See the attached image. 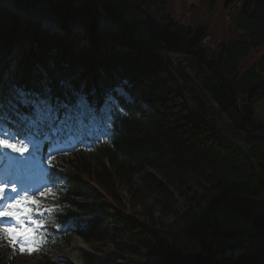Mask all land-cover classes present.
I'll use <instances>...</instances> for the list:
<instances>
[{"label":"trees","instance_id":"obj_1","mask_svg":"<svg viewBox=\"0 0 264 264\" xmlns=\"http://www.w3.org/2000/svg\"><path fill=\"white\" fill-rule=\"evenodd\" d=\"M176 17L172 0H0V128L39 137L60 125L96 136L55 154L50 167L55 222L117 252L85 251V264H264V124L255 121L264 0H197L191 26ZM78 26L89 41L80 52ZM74 96L78 108H61ZM189 102L201 118L190 117ZM216 111L245 135L215 136L204 117ZM173 187L201 204L178 209L188 221L181 231L156 215L161 201L174 212ZM16 258L0 244V264Z\"/></svg>","mask_w":264,"mask_h":264},{"label":"rangeland","instance_id":"obj_2","mask_svg":"<svg viewBox=\"0 0 264 264\" xmlns=\"http://www.w3.org/2000/svg\"><path fill=\"white\" fill-rule=\"evenodd\" d=\"M172 1L175 6L177 21H179V23H181L184 26L190 25L191 24L190 7L191 5L194 4V2H197V0H172ZM224 21L225 23L227 22L226 17ZM43 26L49 29H52L53 31H59L63 33V29L51 21H45ZM72 31L76 35V38H77V41H76L77 44L76 46H74V49L76 52L78 51L80 52L85 46L86 47L88 46L89 41L87 39L86 34L83 33V30L80 26L74 27ZM171 83L174 84L176 82L173 81ZM119 90L121 91V93H124L122 89L119 88ZM128 100H131V98L128 97ZM186 107L188 108V113L192 119L202 117V116H199V114L196 112L195 108L192 106L190 102L186 104ZM204 120L207 121L208 124H210L212 133L215 136H217L220 140L228 139L229 137L230 140L234 141L237 138H241L242 136L245 135V133L243 131L241 132L239 129H234V128L231 129L228 125L226 118H224L219 111L210 113L208 116L204 117ZM255 121L258 124H264V99L256 104ZM65 147H67L68 150H65L62 152H64L65 154H69L71 145L66 143ZM6 154H8V152H6ZM0 162H1V159H0ZM5 169L11 171L12 167H10V161L5 163ZM152 173H155V172L151 170L150 171L147 170L143 175L148 176ZM14 174H15L14 176L19 179L20 185H21V178H26L28 180V184L24 187L39 188L41 185L47 184L48 188L44 189L46 196L40 197L36 195L33 198L40 200L41 203L47 200L49 202H53L50 199L55 197L56 187H54L53 185L50 184V182L45 180V175L41 170H37V169L28 170L27 168H23L21 166L19 168L17 167V169L14 171ZM49 188L52 190L51 195L47 194ZM119 190L125 194L127 201L131 200V195L129 193L126 183H121L119 185ZM171 195L172 196H170L169 198H170V202L172 204L174 212L170 214L163 213L162 212V201H161V202H158V204L156 205V215L161 220H163L165 223L170 224L172 227V230L181 231V230H184L185 227H187L186 225L188 221L186 219V215L182 214L183 215L182 216L181 214H178V209H180L181 207H184L183 209L184 211L186 210V208H188V210L193 209L194 211L199 212L201 208V204L199 206H193L196 200L191 199V195H186L185 192H179L178 190L175 189V187L171 188ZM143 200L147 203H153L155 201V196H150V197L144 196ZM140 210H141V207L138 206L136 208V211H140ZM8 223L14 224L15 222L9 221L5 224H8ZM41 237L44 241V237L43 236ZM51 243H52V247L49 248V251H48L50 255L54 257L55 259L66 260L70 262L71 264H77L74 261H72L71 258H68V255L71 256L73 254L75 255H73L72 258L79 256V258H81V261H82L81 264H85L84 263L85 251L93 252L99 256H116L117 255V252L114 246L112 245H106V246H103L101 250H95L89 244H87L84 240L80 239L78 236H73L69 238L68 241H63L62 239H52ZM25 245L32 246V245H28L27 242H25ZM7 248L9 251H11L10 247H7ZM15 252L17 256L16 261H15L16 264H38V260L33 256L34 252H32L31 254L21 253L19 251V246L16 247ZM131 259H133L132 261H134L135 257ZM119 261L123 263L125 260H119ZM132 261H126V262L130 264H140V263H136ZM146 261H151V257L150 256L145 257L143 259V262L145 263Z\"/></svg>","mask_w":264,"mask_h":264},{"label":"snow or ice","instance_id":"obj_3","mask_svg":"<svg viewBox=\"0 0 264 264\" xmlns=\"http://www.w3.org/2000/svg\"><path fill=\"white\" fill-rule=\"evenodd\" d=\"M59 103L61 108L66 110L68 107L78 108L81 100L79 96H74L71 104ZM45 104L55 107L47 98ZM39 134L41 132L38 130L36 135L28 132L22 137L20 133L9 135L5 131H0V159L4 158L7 151L19 154L22 158H26L33 150L39 151L40 145L36 143V136ZM44 139L47 140L48 136L44 135ZM56 150L63 151L59 148ZM47 161L51 167V151ZM45 188H48L47 184L39 188L21 187L17 177L7 172H0V241H6L14 251L17 246L21 253L31 254L38 251L40 244L44 242L38 234L46 231L48 227H60L54 219V214L59 211L58 207L53 205L46 208L40 200L33 198L36 195L45 197ZM47 194H52L50 188ZM5 218L15 223L5 224L3 222ZM25 242L32 246H26Z\"/></svg>","mask_w":264,"mask_h":264},{"label":"bare ground","instance_id":"obj_4","mask_svg":"<svg viewBox=\"0 0 264 264\" xmlns=\"http://www.w3.org/2000/svg\"><path fill=\"white\" fill-rule=\"evenodd\" d=\"M67 254H68V253H67ZM65 255H66V254H65ZM65 255H64V256H65ZM73 255H75V254H73ZM73 255H71V256L68 255V258H71L72 261H74V262L77 263V264H81V262H82V261H81V258H79V256H77V257H73V258H72ZM71 259H70V260H71Z\"/></svg>","mask_w":264,"mask_h":264}]
</instances>
